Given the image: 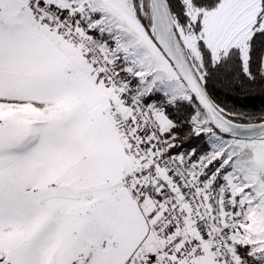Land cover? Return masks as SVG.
I'll return each mask as SVG.
<instances>
[{
    "label": "snow or ice",
    "instance_id": "obj_1",
    "mask_svg": "<svg viewBox=\"0 0 264 264\" xmlns=\"http://www.w3.org/2000/svg\"><path fill=\"white\" fill-rule=\"evenodd\" d=\"M0 264H264V0H0Z\"/></svg>",
    "mask_w": 264,
    "mask_h": 264
}]
</instances>
